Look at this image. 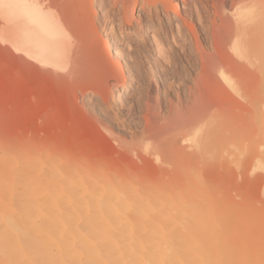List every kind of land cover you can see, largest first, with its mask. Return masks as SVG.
I'll return each instance as SVG.
<instances>
[{"label": "bare ground", "instance_id": "obj_1", "mask_svg": "<svg viewBox=\"0 0 264 264\" xmlns=\"http://www.w3.org/2000/svg\"><path fill=\"white\" fill-rule=\"evenodd\" d=\"M39 2L80 47L59 72L45 62L61 43L37 26H27L37 59L0 44V109L23 135L0 134V264H264V208L253 246L259 229L247 220L246 231H232L200 173L219 148L231 170L248 155L251 171L264 172V0ZM147 65L154 83L144 79ZM79 91L92 96L80 100ZM112 100L125 121L102 108ZM249 103L255 111L238 114ZM250 123L260 137L239 135ZM115 154L150 162L158 177L112 166ZM176 170L181 178L165 176Z\"/></svg>", "mask_w": 264, "mask_h": 264}, {"label": "rangeland", "instance_id": "obj_2", "mask_svg": "<svg viewBox=\"0 0 264 264\" xmlns=\"http://www.w3.org/2000/svg\"><path fill=\"white\" fill-rule=\"evenodd\" d=\"M139 9H140V5L137 7V10L135 11V17L138 16ZM144 13H146V12L143 11V13H142L143 15H141L139 18H142L144 16ZM115 14H117V16H118L119 9L115 11ZM98 26H99V24H98ZM99 27H101V26H99ZM103 31L104 30L101 29V33H103ZM133 37L137 41L139 40L138 42L143 45L145 53L148 54V55H151V57H153L154 51H153L152 45L149 43V41L146 40V39L144 40L143 38H139V36L137 34L134 35ZM0 55H1V52H0ZM1 58L2 57L0 56V64H3L1 62V60L2 61H4V60H3V58L2 59ZM152 62H153V60H152ZM147 68H148V70L146 72H148V73H146V75H145L147 77L144 76V79H146L148 81L151 80L154 83L155 75H153L152 71H150V66L149 65L146 66V69ZM125 73H127L126 68H125ZM152 76H153V78H152ZM252 76H254V75H252ZM249 77L251 78L250 81H248L249 84H253L252 80H254V79L251 77V75H249ZM254 78H255V76H254ZM127 79L130 80V77H129L128 73H127ZM148 81H146V82H148ZM153 83H152V90H154L153 88H155V84H153ZM121 89H122V85L120 83L117 86H114V90L119 92L121 95H123L124 93L121 92V91H123ZM78 94H79V99L80 100L84 99L85 101H87V99H89L92 96V93H86L83 96V93L81 91H79ZM126 94L130 97L131 94H132V91L128 90L127 92H125V95ZM171 96L173 98H175V93L173 92L171 94ZM98 99H99L98 97H95V100H93L94 101L93 103H98V101L100 100V99L99 100ZM162 105H161V109L160 110H162L164 112L165 110H164L163 107H165L166 101ZM101 106H102V108H106V107L109 108V109L108 108H106V109L108 110L110 115L114 118V120L116 118L114 115H116L117 118L119 117L118 119H120V121L121 120L125 121V114H124L125 111L122 110V107H121L120 103L117 100H114V101L112 100L111 105H109L110 107L107 106V104H102ZM254 106L255 105L249 103V105H246V107L244 109L245 111H242V110L240 111L239 110L237 112H238V114L241 113V114H245L246 116H250L251 115L250 111H251V109L254 110ZM5 111L6 110H4V108L0 109V123H1V126H2V120H3V118H5L4 114L8 115L9 117L11 116V115H9L10 113L7 114V113H5ZM12 118L10 117L8 119V121H5L6 124H5V122L3 123V129H2V127H0L2 129V130L0 129V131L4 130L2 133L0 132V134L3 135L4 137L6 135V138H11L12 139L14 137L13 139H15L14 135H17V133H18V132L16 133V131H15V130H17L15 124L19 125V122L18 123H13L10 120ZM117 118H116V120H117ZM9 121L11 123H9L8 126H7V123ZM13 121L16 122L14 119H13ZM248 124L246 126L245 125L241 126V128H240L241 130L240 131H238V127L237 128H235L236 126L233 127L232 128V134L233 135H231L232 136L231 138L232 139H235V137L237 138V134H239V133H241L239 135H243V136L246 135L247 136L246 138H250L251 135L252 136L255 135L256 138L260 137L262 135L260 130L258 132L257 131L258 129H255L256 126L254 128L253 127L254 125L252 126L251 123H250V125H248ZM18 128H19V126H18ZM221 130H219V131L223 134V129H221ZM20 131H21L20 133L22 135V128H21ZM237 131L239 133H237ZM220 132L219 133L217 132L218 133V136L216 135L217 139H222L221 136H220L222 134H220ZM12 134H13V136H12ZM8 135H10V136H8ZM19 135L20 134H18V136ZM24 135H25V133H24ZM22 136H19L20 139H22ZM125 137H126L127 141H134V142L136 141V139H137V141L139 139L138 137L137 138L134 137L135 138V140H134L131 137V135H129V134H126ZM23 140H24V142L27 141V140H25V138ZM35 144L36 143L33 144L32 142L28 141L25 145H27L28 147L32 145V150H33L34 147H35ZM24 148L26 150L25 146H24ZM218 150H220V148ZM218 150H216L213 153L214 155L208 156L207 158L205 157L207 159V160L206 159L205 160L208 161V162H206L205 160L202 159L203 169H201V171H200V173H201V175H202V177L204 179L205 184H207L212 189V192H214L213 195L215 197L214 200L216 202L215 203V205L217 207L216 209H218V211H221V214H225V216L229 218L228 219V222H229L228 224L230 225L229 227H230L231 230L232 229L234 230L233 227H236L237 224H240V225H238V226H240V229H241V225H243L242 226L243 229H241V230L245 229L244 231H246L247 230L246 225L248 224L247 220H248L249 224L252 221V223H251V227L252 228H253V226H254V228L256 227V229L261 228V227H259V228H257V227H258V225L260 226L261 219H262L261 213L263 212V208H264L263 207L264 206V192H263V188H262L263 187L262 183H263V178H264V175L262 173H264V172H262L258 168L255 171H251V167H250L251 166V161L249 159L250 157L248 158V155L245 156V159L243 160L244 162H242V163H244L243 165H241V163L240 164H235V162L233 161L234 159H231V161H233L232 162L233 163L232 164V170L230 169L231 162L229 161L230 162L229 163V162H225L224 161V164L226 163L227 166L230 165V167L228 166V170H227L226 165H223V163L219 162V161H221V159H219L220 157L219 158L215 157L216 153L218 152ZM142 153L145 155L144 151ZM218 154L220 155V151H219ZM117 155L118 154L111 155L110 157H108L110 162L107 159L108 163H110L112 166L114 165L113 161H115V162H117L116 165H118V166L121 165V166L124 167L125 170H127L130 167V165L132 164L135 169L133 167L128 169L127 173L130 174V175H132V173L133 174L135 173L133 171H136L137 174L141 173V175H143V176H144V174H146V176H144V177H147V178H151L153 175H154L153 178H155L157 176V175L155 176V173H157V172L155 171V169L153 168V166L151 165L150 162L143 163L142 159L137 158L138 156H135V158H137V159H135L134 157H130V159H128L129 157H126L127 158V161H126V159L123 160V158H124L123 155H121V154H119L118 156ZM132 158H134V159H132ZM247 158L249 159V161L247 160ZM111 160H113V161H111ZM121 161L123 162V164L121 163ZM212 161L214 163L219 162L221 165H219V163H216L217 166H215L214 164H212L213 163ZM204 163L206 165L205 167H204ZM211 164L214 165V166L212 167ZM249 164H250V166H249ZM143 165L145 167H143ZM235 166H237L238 168L237 167L235 168ZM151 168H152V170H151ZM132 169H133V171H132ZM136 169L140 170V171L138 172ZM149 169H150V172H148ZM171 172H169L168 175L166 174L165 176H167V178L171 177V179H173V178H181V177L178 176V173H177L179 171L176 170V174H177L178 177H176V174L174 173L175 171H173L172 173ZM174 174H175V176H174ZM179 175L183 176L182 173L180 174V172H179ZM160 176H162V175H160ZM218 213H220V212H218ZM242 220H245V223ZM256 223L258 225H255ZM228 224H227V226H228ZM244 224H245V227H244ZM231 226H233V227H231ZM247 226H249V225H247ZM240 229L238 227L237 230H240ZM256 231H258V230H256ZM260 232H261V229H259V231L256 234H255V231H254L255 236L254 235H253V237L251 236L252 237L251 238V244L253 246H257L260 243V241H259L260 240L259 236H261ZM252 239H254L253 243H252Z\"/></svg>", "mask_w": 264, "mask_h": 264}, {"label": "snow or ice", "instance_id": "obj_3", "mask_svg": "<svg viewBox=\"0 0 264 264\" xmlns=\"http://www.w3.org/2000/svg\"><path fill=\"white\" fill-rule=\"evenodd\" d=\"M22 21L26 22L25 26L22 29L18 27L17 31L13 32L11 26H19ZM0 22L5 25L0 29V44L10 46L15 52L30 59H37V56L29 51L31 42L27 39V26H37L54 35L61 43L62 52L54 60L45 62V66L55 68L59 72L68 71L70 61L80 44L74 34L63 26L58 19V13L50 6L41 4L39 0H0ZM233 50H236L235 43ZM160 55L167 63L166 47L160 49Z\"/></svg>", "mask_w": 264, "mask_h": 264}, {"label": "clouds", "instance_id": "obj_4", "mask_svg": "<svg viewBox=\"0 0 264 264\" xmlns=\"http://www.w3.org/2000/svg\"><path fill=\"white\" fill-rule=\"evenodd\" d=\"M117 215H119V213L117 212Z\"/></svg>", "mask_w": 264, "mask_h": 264}]
</instances>
